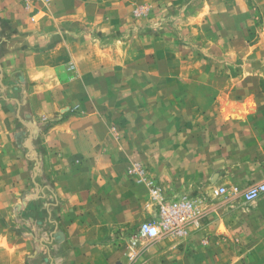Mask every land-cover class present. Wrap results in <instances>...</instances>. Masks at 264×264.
<instances>
[{"label": "crops", "instance_id": "obj_1", "mask_svg": "<svg viewBox=\"0 0 264 264\" xmlns=\"http://www.w3.org/2000/svg\"><path fill=\"white\" fill-rule=\"evenodd\" d=\"M132 4L54 0L48 12L36 14L22 0H0V264H187L182 250L190 245L264 244L254 239L264 236V194L254 203L242 198L264 182V76L141 77L143 51L155 53L150 36L132 29L127 42L106 49L81 29L95 36L110 26L125 30ZM104 69L116 72L113 83L133 84L118 90L120 100L133 101L132 109H116L118 120L128 122L118 130L148 132L133 147L148 150L149 172L165 196L200 204L190 237L134 235L157 211L147 188L129 175L125 142L110 131L112 110L93 106L106 100L94 92L109 77ZM65 106L79 109L40 135L34 177L44 194L37 197L25 122ZM220 187L226 192L215 196Z\"/></svg>", "mask_w": 264, "mask_h": 264}, {"label": "rangeland", "instance_id": "obj_2", "mask_svg": "<svg viewBox=\"0 0 264 264\" xmlns=\"http://www.w3.org/2000/svg\"><path fill=\"white\" fill-rule=\"evenodd\" d=\"M22 1L27 12L32 10V12L36 11V14L38 11L48 12L54 2V0H32L27 6L26 1ZM133 1L134 4L128 10L130 16L128 20L130 19V21L126 22L128 28L125 30L110 26L108 33L101 32L95 36L87 27L81 29L83 30L82 35H88L94 44L106 49L112 48V45L117 42H127L131 37L132 29H135L134 33L138 37L150 36L152 45L155 46V53L144 54L143 51L139 58L140 63L137 65L141 77L183 75L204 79L218 76L237 78L264 76V0ZM102 15L105 16L104 12ZM35 19L37 20V17ZM64 34L72 35L69 31H65ZM163 50L168 54H161ZM127 57L126 59L132 62V54H127ZM148 61L155 63L150 71L139 69ZM114 64L111 62L109 66ZM170 65H172L171 68ZM72 70H74V66L71 65L68 71ZM111 75H116V72L113 73L111 70L106 72L105 70L103 76H109L107 81L101 85H94V92L99 94V97L102 95V98H106V100H96L93 102V106L103 110H112L113 115L108 118V123L111 126H109L110 131L114 138L120 137L118 140L125 142L124 157L129 161V175L134 177L136 183L147 188L150 205L157 209L152 190L159 189L161 194L166 197L164 190L149 172L148 150L133 147L134 144L139 145V143L147 140L149 134L148 132H133L132 127H129L130 129L124 134L118 130V123L122 126L125 125V129H127L128 122L126 119L118 120L117 114H115L116 109L123 108V104L125 109L133 108V101L128 98L119 99L121 96L118 90L123 87L133 88V84L117 85L113 83ZM239 86L244 89V85ZM135 87L137 88V86ZM158 87L159 85H156V91H162ZM140 88L143 89V86ZM78 109V106H65L57 111L54 116L30 119V121L25 122V153L30 160L33 159L31 161L33 177L39 172L40 151L38 146L40 135L58 122L59 116L76 113L75 111ZM141 157H144L145 161ZM32 187L37 197L43 196V191L37 190L42 186L37 184L35 177ZM48 189L49 187L42 190L48 191ZM44 196L45 198L41 197V200H46L48 195ZM248 208L243 205L241 210ZM0 221L2 222V220ZM240 222L247 223L243 219ZM192 230H197V225H190L185 237H188ZM253 230L260 232L257 229ZM134 235L141 236L139 229L135 231ZM161 236L170 235L161 234L159 237ZM254 239L260 241L264 239V236L259 235ZM210 249L202 250L197 245H190L187 250L183 249L182 252L185 251L187 264H264L263 243L242 245L236 242L229 246H216Z\"/></svg>", "mask_w": 264, "mask_h": 264}, {"label": "built area", "instance_id": "obj_3", "mask_svg": "<svg viewBox=\"0 0 264 264\" xmlns=\"http://www.w3.org/2000/svg\"><path fill=\"white\" fill-rule=\"evenodd\" d=\"M28 6L32 0H25ZM236 190V189H235ZM224 187L214 191L215 196L223 195ZM264 194V182L249 187L242 195L244 202L251 203ZM156 200L157 217L153 221L143 222L139 234L147 238H158L161 234L183 238L188 234L190 225H197L200 219V204L195 199L182 196L177 199L164 197L160 190H152Z\"/></svg>", "mask_w": 264, "mask_h": 264}]
</instances>
